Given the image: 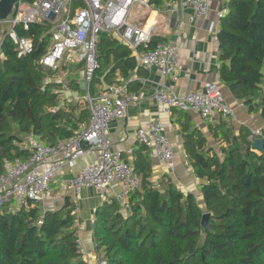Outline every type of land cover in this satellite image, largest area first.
<instances>
[{
    "label": "trees",
    "instance_id": "obj_1",
    "mask_svg": "<svg viewBox=\"0 0 264 264\" xmlns=\"http://www.w3.org/2000/svg\"><path fill=\"white\" fill-rule=\"evenodd\" d=\"M16 30L32 37L33 48L20 54L3 32L0 170L6 161L28 156L27 137L54 143L73 135L89 118L86 105L61 97L64 81L50 79L70 63L62 61L52 68L40 62L48 27L33 23L28 30L20 26ZM216 35L219 79L249 109L259 104L264 117V93L256 102L264 75V0H231ZM97 63L90 94L94 80L95 85L115 82L116 70L125 76L133 68V55L102 31ZM72 82L74 88L80 87V80ZM72 82L67 85L72 87ZM126 82L128 86L133 81ZM214 131L226 142L218 151L203 145L204 138L196 131L184 133L186 154L201 180L203 207L192 192L171 181L156 188L147 155H138L134 169L141 174V184L129 194L126 214L119 211L118 201L107 199L94 211V245L106 264H264V153L251 147V130L245 126L234 135L221 119ZM24 205L15 210L8 204L0 207V264H86L74 226V205L67 195L53 209H41L31 200ZM205 212H209L208 231L200 223Z\"/></svg>",
    "mask_w": 264,
    "mask_h": 264
},
{
    "label": "built area",
    "instance_id": "obj_2",
    "mask_svg": "<svg viewBox=\"0 0 264 264\" xmlns=\"http://www.w3.org/2000/svg\"><path fill=\"white\" fill-rule=\"evenodd\" d=\"M211 1L183 0L182 4L191 8L192 17H196L209 12ZM220 1L217 20L225 16L231 0ZM166 4L171 5L170 2ZM149 6V0H18L9 15L0 19V23L6 25L7 34L20 54L32 51V37L19 35L16 28L20 26L28 30L33 23L46 25L49 35L40 62L52 68H56L62 60L82 63L84 87L87 89L98 64L97 41L102 31L114 32L126 41L141 66L148 69L156 67L163 77L175 80L180 70L175 44L164 40L152 43L158 35L157 24L139 25L128 20L132 8ZM215 27L216 23H211V29ZM153 84V99L158 108L136 130V136L149 157L172 170L173 148L165 131L163 115L176 108L192 111L207 123L215 124L220 119H228L232 112L217 81L205 82L185 93H178L173 85L166 82L156 80ZM86 99L88 121L73 135L54 143L32 137L26 158L5 162L3 170H0V207L8 204L10 209L15 210L29 200L34 204L42 203L59 166L93 152V161L81 166L64 182L74 210H77L82 189L92 188L101 200H105L113 183L119 186L116 198L121 207L124 210L129 208L127 198L140 188L141 176L132 165L122 160L119 149H111L106 133L109 121L123 116L137 96L128 91L125 81L110 84L97 94L88 91ZM256 137L264 138L259 129H252L249 139L253 142ZM154 185L160 188L159 183ZM98 264H106V261L99 257Z\"/></svg>",
    "mask_w": 264,
    "mask_h": 264
},
{
    "label": "crops",
    "instance_id": "obj_3",
    "mask_svg": "<svg viewBox=\"0 0 264 264\" xmlns=\"http://www.w3.org/2000/svg\"><path fill=\"white\" fill-rule=\"evenodd\" d=\"M182 1L164 0L158 6L150 5L149 7L142 8L141 10H144V13H142L141 18L138 20L139 25L157 24L158 35L155 36V40L170 41L175 44L176 53L180 60L178 77L173 80L170 77H163L156 67L144 68L138 63L137 57L129 46L123 44L129 48L133 55V68L127 70L125 76H123L120 70H116L112 77V80L115 82L103 80L97 83L94 94L99 93L100 90L110 84H118L127 80L133 81L128 85V91L135 94L137 99L129 104L123 116L109 121L106 136L111 144V149H119L122 160L132 165L133 168L138 155L146 154L150 165V179L153 184L159 183L161 186L166 181H171L180 190L192 192L198 204L203 207V200L198 187L201 180L195 176L186 154L184 148V133L192 130L196 131L197 135L204 138L203 145L212 147L215 151H218L220 146L225 145L226 142L220 137V134H214L216 123H207L192 111H179L173 108L170 114L163 115V120L166 125V134L173 148L174 168L169 170L163 163L149 157L146 148L137 139L136 130L157 111L158 106L153 99V81L157 80L171 84L178 93L195 90L208 81H217L222 90L223 99L232 112L231 116L226 119L227 125L230 127V132L238 135L239 128L245 126L249 130L259 129L264 136V117L261 114L259 104H256L264 93V75L260 83L259 97L256 102L254 101L256 105L251 110L245 104L244 99L234 97L229 88L218 76L219 60L216 32L219 28L220 20H217L216 12L221 5V1L212 0L209 12L205 16L196 17H192V9L183 6ZM166 2H170L171 5L168 6ZM173 11H176V20L174 26L170 27V17ZM213 22L216 23L215 29H211V23ZM107 33L115 37L120 43L123 41L116 33ZM68 65L69 67L65 70H68L72 66L76 68H72L69 77L64 81L63 86L66 87H70L67 85V82L69 83L74 80L78 83L83 77V68H78L79 63L71 62ZM74 87L75 84L67 89L68 93L72 96L76 93L75 89H84V87ZM64 97L68 96L64 95ZM94 158L95 154L91 152L88 155L73 160L71 163H64L59 166L56 170L55 177L50 182L48 193L43 201L46 209H53L62 204L66 195L72 200L64 189L65 180L81 166L92 162ZM138 173L140 174V172ZM118 191V184L113 183L108 188L107 200L118 201L116 198ZM101 203L102 200L92 188H84L81 190L76 210L79 226L75 225V227L78 232V241L86 264H98L99 257L94 245L92 221L94 211ZM118 203L120 208L123 209L121 203L119 201Z\"/></svg>",
    "mask_w": 264,
    "mask_h": 264
},
{
    "label": "rangeland",
    "instance_id": "obj_4",
    "mask_svg": "<svg viewBox=\"0 0 264 264\" xmlns=\"http://www.w3.org/2000/svg\"><path fill=\"white\" fill-rule=\"evenodd\" d=\"M142 8H140V7H134V8H132V10H131V12H130V14H129V22L130 23H132V24H138V20L141 18L140 16L142 15V13H144V10H141ZM4 31H7V27L5 26V24H3V23H0V42H1V39H2V37H3V32ZM0 55H1V50H0ZM62 61H65V60H62ZM62 61H60V62H62ZM72 66V65H71ZM72 68L74 69L75 68V66L73 67H70L68 70H63L62 72L61 71H59L57 74H55V75H53L50 79H52V80H54V81H60V80H62V81H65L68 77H69V74H70V72L72 71ZM95 81V80H94ZM92 82L91 83V88H92V90H94L95 89V87L97 88V86L95 85V83L96 82ZM68 88H70V87H66V86H63L62 88H61V92H60V94H61V97H64V95H67L68 96V98L72 101V102H78V103H82V104H84V105H86L87 104V99H86V97H87V92L89 91V89H87L86 87H84V89L83 90H80V88H78V89H75V91H76V93L74 94V96H72V95H70L69 93H68V91H67V89ZM94 88V89H93ZM89 93H90V91H89ZM70 101V102H71ZM87 106V105H86ZM31 138L32 137H27L26 138V144H29L30 143V141H31ZM161 187V186H160ZM44 205H45V203L43 202L42 204H39V206L41 207V209H46L45 207H44ZM24 206H28L27 205V203L24 205ZM55 206V205H54ZM127 210L128 209H126V210H124V209H121V208H119V211L122 213V214H126V212H127ZM77 211L76 210H73V213H75V215L77 216V213H76ZM78 223V219H77V217H76V220H75V223ZM74 223V226L76 225L77 226V223L75 224ZM76 228V227H75Z\"/></svg>",
    "mask_w": 264,
    "mask_h": 264
},
{
    "label": "water",
    "instance_id": "obj_5",
    "mask_svg": "<svg viewBox=\"0 0 264 264\" xmlns=\"http://www.w3.org/2000/svg\"><path fill=\"white\" fill-rule=\"evenodd\" d=\"M18 0H0V19L6 18L12 10L13 5ZM176 20V11H173L170 17V27H173ZM122 44H127L126 41H122ZM80 87H84V79L83 77L80 79ZM251 147L261 153H264V138L256 137ZM209 212H205L202 214L200 223L201 225L208 231L209 230V222H208Z\"/></svg>",
    "mask_w": 264,
    "mask_h": 264
}]
</instances>
